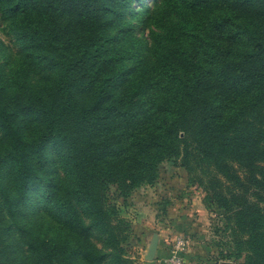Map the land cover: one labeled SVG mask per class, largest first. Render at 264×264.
Wrapping results in <instances>:
<instances>
[{
    "label": "trees",
    "instance_id": "trees-1",
    "mask_svg": "<svg viewBox=\"0 0 264 264\" xmlns=\"http://www.w3.org/2000/svg\"><path fill=\"white\" fill-rule=\"evenodd\" d=\"M144 5L0 0L20 45L0 62V264H134L114 192L167 159L234 219L236 264H264V0Z\"/></svg>",
    "mask_w": 264,
    "mask_h": 264
},
{
    "label": "rangeland",
    "instance_id": "rangeland-1",
    "mask_svg": "<svg viewBox=\"0 0 264 264\" xmlns=\"http://www.w3.org/2000/svg\"><path fill=\"white\" fill-rule=\"evenodd\" d=\"M144 10L157 8L156 0H144ZM154 6V7H153ZM131 18V17H130ZM136 30L141 31L143 22L132 17ZM150 30L146 28L145 36ZM0 62L7 71L18 67L20 45L6 23L0 22ZM39 75H32L36 82ZM29 127L26 133H29ZM1 137V131H0ZM115 191L114 187L112 188ZM206 192L189 177L187 170L172 159L161 162L157 177L135 187L127 196L114 192V202L120 215L131 226L129 239L124 243L126 256L134 264H171L174 255L182 257V264H236L238 251L234 237V219L228 220L226 212L217 206H208ZM227 215L231 217L232 213ZM159 235V247L154 260H147L152 237ZM179 238L187 245L177 248ZM98 246L102 242L94 237Z\"/></svg>",
    "mask_w": 264,
    "mask_h": 264
},
{
    "label": "water",
    "instance_id": "water-1",
    "mask_svg": "<svg viewBox=\"0 0 264 264\" xmlns=\"http://www.w3.org/2000/svg\"><path fill=\"white\" fill-rule=\"evenodd\" d=\"M158 247H159V235L155 233L152 237L149 250L146 253L147 260H154V258L156 257L157 251H158Z\"/></svg>",
    "mask_w": 264,
    "mask_h": 264
},
{
    "label": "built area",
    "instance_id": "built-area-1",
    "mask_svg": "<svg viewBox=\"0 0 264 264\" xmlns=\"http://www.w3.org/2000/svg\"><path fill=\"white\" fill-rule=\"evenodd\" d=\"M187 245L185 239L183 238H179L177 241V248L178 249H182ZM168 262H170L171 264H182V257L178 256V255H174L172 257H170V259H168Z\"/></svg>",
    "mask_w": 264,
    "mask_h": 264
}]
</instances>
